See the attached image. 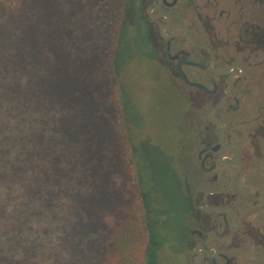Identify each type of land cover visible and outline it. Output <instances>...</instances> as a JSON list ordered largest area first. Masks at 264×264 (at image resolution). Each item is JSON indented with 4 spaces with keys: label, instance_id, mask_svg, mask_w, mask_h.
<instances>
[{
    "label": "trees",
    "instance_id": "16d2710c",
    "mask_svg": "<svg viewBox=\"0 0 264 264\" xmlns=\"http://www.w3.org/2000/svg\"><path fill=\"white\" fill-rule=\"evenodd\" d=\"M126 4L0 0V264L179 261L150 220L144 156L134 142V172L111 132L109 97L139 49L125 37Z\"/></svg>",
    "mask_w": 264,
    "mask_h": 264
},
{
    "label": "flooded vegetation",
    "instance_id": "af4514ba",
    "mask_svg": "<svg viewBox=\"0 0 264 264\" xmlns=\"http://www.w3.org/2000/svg\"><path fill=\"white\" fill-rule=\"evenodd\" d=\"M124 29L196 121L180 249L150 220L180 264H264V0H127Z\"/></svg>",
    "mask_w": 264,
    "mask_h": 264
},
{
    "label": "rangeland",
    "instance_id": "374dc122",
    "mask_svg": "<svg viewBox=\"0 0 264 264\" xmlns=\"http://www.w3.org/2000/svg\"><path fill=\"white\" fill-rule=\"evenodd\" d=\"M102 9L97 19L100 23L105 22L108 25L109 17L113 12L104 10L106 8ZM112 31L113 29L107 30L106 33L104 31L101 39L107 38L106 42L110 41L108 39ZM134 36V41H137L136 35ZM138 40L141 41L142 38ZM257 73L264 74V66ZM121 78L122 81L117 84L109 97L111 104L115 107L111 122L112 136L119 145L118 151H125V156L131 159L134 172L140 162L139 156L133 154L134 142L144 156L142 180L154 200V218L169 224L171 247L177 251L180 249V239L184 235L183 223L188 219L180 182V175L184 176V172L182 173L184 169L180 166L179 160L187 150L188 131L196 126V121L194 124L190 123L191 120L188 117L190 108L185 106L179 93L162 76L159 67L147 61L146 58L132 59ZM122 101L128 103V108L124 109V120L120 114ZM126 111L136 113L135 127L138 129L135 130L136 132L132 131L133 124L130 123L134 120L131 116H126ZM146 145L151 148L149 152ZM109 157L112 160L110 155ZM147 178H149L148 182ZM103 222L105 225L111 224V215L104 216ZM43 223L36 225L41 226ZM44 244L46 243L43 242ZM45 248L47 249L45 245L41 247L45 258L49 260L51 258L47 256ZM48 249H50L49 245ZM166 252L163 253L166 255ZM176 253L179 255V252ZM178 259L179 261L175 263L172 258L167 257L163 264H179L181 260L179 257Z\"/></svg>",
    "mask_w": 264,
    "mask_h": 264
}]
</instances>
